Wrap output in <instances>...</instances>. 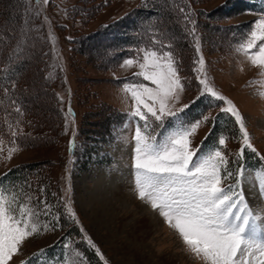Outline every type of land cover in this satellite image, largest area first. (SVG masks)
Instances as JSON below:
<instances>
[{
    "label": "rangeland",
    "instance_id": "374dc122",
    "mask_svg": "<svg viewBox=\"0 0 264 264\" xmlns=\"http://www.w3.org/2000/svg\"><path fill=\"white\" fill-rule=\"evenodd\" d=\"M181 1L186 11L194 14L208 79L216 91L231 99L241 111L253 146L264 155V69L254 66L246 53L240 50L255 22L264 18V0H240L243 8L234 6L239 0ZM22 2L30 10L29 13L34 12L35 19L29 23H32L29 28L34 27L33 31L39 39L47 44L51 63L61 72L33 68L23 71L28 85L27 99L23 103L28 112L22 115L24 121L21 127L15 124L10 130L0 127V175L14 166L31 164V167L24 182L15 185L14 189L2 188L9 199L17 197L14 203L17 213L20 204L42 211L43 205L39 201L43 199L52 206V216L58 215L60 219L55 231H44L41 227L38 234L27 237L14 257V264H71L77 255L82 257V264H104L95 249L87 245L84 233L97 245L108 264H203L187 249L179 234L137 198L134 190L132 163L135 144L132 138L136 118L130 115L134 101L124 85L149 82L134 76L140 69L123 66L124 61L142 59L140 49L169 50L163 47L169 44H164L166 37L170 35V40L179 43L182 42L179 34L176 30L163 33V29L159 28L161 32H155L158 44L153 47L137 46L131 56H123L119 52L121 44L113 36L131 32L117 26L114 29L116 35L106 34L104 25L119 20L129 10L139 7L143 0ZM18 11L15 0H0V21L21 32L20 37H13L0 31V44L6 45L12 40L15 52L23 48L32 51L31 34L26 30V24L27 27L29 24H25L30 15L18 16ZM181 14L184 20L185 14ZM141 19V25L148 24L149 20L154 23L152 18L145 17L143 22ZM186 28L189 45L179 62L185 89L177 106L189 104L190 107L181 113L180 119L191 123L206 115L213 118L197 130L192 138L193 146L202 144L199 154L207 153L219 147L218 139L223 136L226 146L222 150L229 156V170L236 171L239 165L235 162V154L241 143L238 126L220 111L223 102L201 95L197 74L192 71L197 58L196 40L190 34V25ZM184 35L183 43L186 41ZM87 36L93 37L80 46H74L72 41L82 42ZM113 46L115 49H112ZM32 52L12 65L23 68L35 63L37 56ZM7 69L10 70V67ZM5 75L2 73V78ZM69 107L72 115L68 113ZM29 124L31 129H28ZM166 127L171 128L172 121H166ZM13 130L17 132L15 138L11 135ZM70 140L75 143L71 150ZM10 148L15 151L8 159ZM246 153H250L257 163L250 165ZM239 163L245 168L242 187L246 200L256 211H260L264 209V199L254 185L256 176L264 173V162L256 154L246 151ZM41 189L44 190L42 193ZM113 190V194H119L126 201L116 202V206L110 204V229L105 225L106 220L103 223L96 219L94 204ZM66 195L70 197L79 224L64 210L61 199ZM146 214L156 218L150 223L152 227L145 222ZM52 216L41 215L40 223L49 222ZM133 221L135 226H130ZM69 230L72 233L64 235ZM66 244L67 248L64 247Z\"/></svg>",
    "mask_w": 264,
    "mask_h": 264
},
{
    "label": "snow or ice",
    "instance_id": "6c2138e0",
    "mask_svg": "<svg viewBox=\"0 0 264 264\" xmlns=\"http://www.w3.org/2000/svg\"><path fill=\"white\" fill-rule=\"evenodd\" d=\"M43 3L48 4L49 0H43ZM179 10L185 14V23L190 25V34L196 40L194 47L197 58L192 71L197 74L201 95H209L223 102L220 111L238 126L241 143L235 154V162L239 166L236 171L229 170V156L222 150L226 146L223 136L218 139L219 147L207 153L199 154L202 144L193 146L192 138L197 130L213 118L206 115L191 123L180 119L181 113L190 105L177 106L185 83L174 53L171 50L140 49L142 59L129 58L123 65L137 66L140 71L134 76L149 82L124 85L134 101L130 115L136 118L132 138L135 144L132 163L134 190L137 198L158 213L203 264H264V209L256 211L246 200L242 187L245 168L239 163L246 151L256 154L261 162H264V155L253 146L241 111L231 99L214 89L205 73V59L201 53L194 14L183 7ZM153 43L159 41L154 38ZM163 47L170 49L172 46L168 44ZM240 50L246 53L254 66L264 69V18L255 22ZM15 110L21 111L20 108ZM68 113L72 115L71 107ZM166 121H172L171 128L166 127ZM11 135L15 138L17 132L13 130ZM74 147V140H70V150ZM14 151V148L9 149L8 159H11ZM254 186L264 199V173L256 176ZM40 191L42 193L44 190ZM16 199V196L9 199L0 186V264H14L21 244L27 237L38 234L41 227L44 231H55L59 227L60 217L52 216V206L45 200L39 201L43 205L42 211L20 204L17 213L14 207ZM61 203L67 215L79 224L70 197L66 195ZM41 215L52 216V219L41 224ZM80 230L84 233L83 227ZM84 240L90 248L95 249L104 264H108L86 233ZM71 264H82V257L77 255Z\"/></svg>",
    "mask_w": 264,
    "mask_h": 264
},
{
    "label": "trees",
    "instance_id": "16d2710c",
    "mask_svg": "<svg viewBox=\"0 0 264 264\" xmlns=\"http://www.w3.org/2000/svg\"><path fill=\"white\" fill-rule=\"evenodd\" d=\"M32 1L37 3V0ZM15 5L19 10L18 16H21V14L26 15L30 12V10H28V8L23 5L22 0H15ZM234 6L243 8V3L240 0L237 2L235 1ZM181 7L184 8L181 0H143L139 7L129 10L126 14L121 16L119 20H116L111 24L104 25L107 29L105 32L106 34L110 33L111 35H116L114 29L117 26L123 27L124 30L129 29L128 33L131 32L130 34H120L119 36L116 35V37L113 36V39L118 40V42L121 44V47H119V52H121L120 55L131 56L133 49L137 46L144 45L153 47L158 44L153 43V39H156V31H158L156 34L161 32L159 28L163 29V33L166 32V30H176V32L181 37L182 42L176 43L170 40L171 38L169 35V37H166L164 44L169 43L172 46L169 50L174 53L175 59L178 58V60H176L181 62L183 54L188 49L187 45H189V36L188 31L186 30V23L185 20H183V16L179 10ZM28 15L30 16H28L25 24H29L35 19L34 12L29 13ZM145 17L148 19L152 18L151 20H153L154 23L149 20L148 24L141 25L139 19L142 18L141 22H143ZM31 24H29L28 27L26 24V30L29 32V34H31L30 41L34 48L32 49L33 52L31 50L29 51L27 48H23L22 50L15 52V45L12 40L7 41L6 45L0 44V127L2 130L3 128L10 130L13 124H15L16 127H21L24 121L22 115H27L28 111L23 102L27 99L26 88L28 85L26 76L22 74L23 71L33 68L35 70L49 69V71H52L53 69L55 72H61L59 68L54 67V65L51 63V52L47 47V44L43 43L39 39L36 31H33L34 27L29 28ZM128 24L130 25V28ZM16 29V27L14 28V26H8L4 24L3 21H0V31L3 32V35L20 37L21 32L17 31ZM232 31L236 32L235 29ZM104 34L105 33L102 35L104 36ZM184 34H186V43H183V39L185 37ZM90 37L93 36L85 37L84 41L82 42L75 40L72 42L74 43V46L75 44L80 46L81 44H84L90 40ZM112 49H115V47L113 46ZM29 52L36 54L37 57L36 62L34 61L35 63L32 62L31 65L29 63L28 66H23V68L19 67L20 69L12 65L16 61L20 60L21 57L27 55L29 56ZM8 67H10V70L7 69ZM2 73L6 74L3 77L4 79L1 76ZM47 81L48 80L46 79V83ZM42 83L44 85L43 80ZM5 89H8V91L5 92ZM13 101H15V103H13ZM16 108H20L21 111L17 112L15 110ZM114 119L116 120L117 117L114 116ZM28 129H31V124L28 125ZM246 157L250 165L257 163V160L254 157H251L250 153H246ZM30 167L31 164H24L8 169L2 175H0L1 186H4L6 189H14L15 185H18L19 183H22L26 180ZM71 233L72 231L69 230L66 231L64 235L69 236Z\"/></svg>",
    "mask_w": 264,
    "mask_h": 264
},
{
    "label": "bare ground",
    "instance_id": "6f19581e",
    "mask_svg": "<svg viewBox=\"0 0 264 264\" xmlns=\"http://www.w3.org/2000/svg\"><path fill=\"white\" fill-rule=\"evenodd\" d=\"M112 193L111 194H107V196L105 197V198H101V199H98L97 201H95V203L96 204H94V206H95V208H97L94 212H95V215H96V219H98L99 221H102L103 223L105 222V220H106V223H105V225L107 226V228H110V229H112L111 227L112 226H110V223H109V221L108 220H111V213H110V209L112 208V205H114L116 202L117 203H119V202H122V201H126V199L124 198V197H121L119 194H117V193H115V194H113L114 192H115V190H113V191H111ZM113 194V195H112ZM109 199H110V201H109ZM105 200H108V203H105ZM110 204H112V205H110ZM121 205V204H120ZM114 206H116V205H114ZM139 208V207H138ZM117 209V208H116ZM125 209H126V207H125ZM140 209H141V207H140ZM119 210V209H118ZM118 213V212H117ZM117 215V214H116ZM147 218L145 219V222H146V224H149V225H151L150 223L151 222H155V220H156V218H155V216H153V215H150V214H146L145 215ZM104 220V221H103ZM144 220V219H143ZM117 221V220H116ZM101 223V222H100ZM119 223H120V221H119ZM138 223V222H137ZM136 223V224H137ZM113 225V224H112ZM130 226H135L134 225V221H133V223L130 225ZM118 227V226H117ZM149 227V226H148ZM151 227H152V225H151ZM150 228V227H149ZM150 230V229H149ZM113 231H115V230H113ZM129 231H131V230H129ZM144 231H146V230H144ZM150 232V231H149ZM148 232V233H149ZM131 238H133V237H131ZM144 238V237H143ZM132 240V239H131ZM133 240H135L134 238H133ZM139 240V239H138ZM142 241V240H141ZM136 243V242H135ZM138 246V245H137ZM145 246V245H144ZM127 247H128V245H127ZM139 247V246H138ZM147 247V246H146ZM143 248V247H142ZM136 250V249H135ZM131 254H133V250H131ZM142 253V252H141ZM138 254V253H137ZM147 254V253H146ZM136 255V254H135ZM145 255V254H144ZM138 257V256H137ZM144 258V257H143ZM160 259V258H159ZM144 260V259H143ZM150 261V260H149ZM144 262V261H143ZM145 263V262H144ZM147 264V263H146ZM149 264V263H148ZM153 264V263H152Z\"/></svg>",
    "mask_w": 264,
    "mask_h": 264
}]
</instances>
